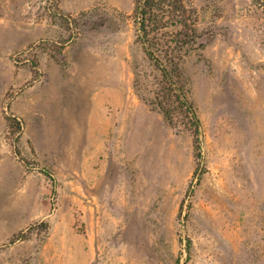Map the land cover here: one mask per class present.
Returning <instances> with one entry per match:
<instances>
[{"label":"rangeland","instance_id":"374dc122","mask_svg":"<svg viewBox=\"0 0 264 264\" xmlns=\"http://www.w3.org/2000/svg\"><path fill=\"white\" fill-rule=\"evenodd\" d=\"M182 1L199 159L135 0H0V264H264V12Z\"/></svg>","mask_w":264,"mask_h":264},{"label":"trees","instance_id":"16d2710c","mask_svg":"<svg viewBox=\"0 0 264 264\" xmlns=\"http://www.w3.org/2000/svg\"><path fill=\"white\" fill-rule=\"evenodd\" d=\"M249 2L264 12V0ZM132 12L137 41L158 73L152 106L167 121L179 118L190 129L194 155L199 159L200 120L180 66L181 51L193 48L196 40L194 19L186 13L182 0H135ZM164 33L167 34L165 40Z\"/></svg>","mask_w":264,"mask_h":264}]
</instances>
